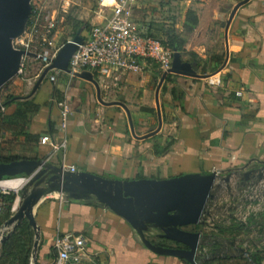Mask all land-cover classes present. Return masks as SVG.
Returning <instances> with one entry per match:
<instances>
[{
  "label": "crops",
  "instance_id": "1",
  "mask_svg": "<svg viewBox=\"0 0 264 264\" xmlns=\"http://www.w3.org/2000/svg\"><path fill=\"white\" fill-rule=\"evenodd\" d=\"M112 1L107 0V4ZM243 1L166 0L163 9H154L152 4L158 5L159 0H147L141 11L135 10V17L142 22L145 16L156 15L164 16L154 20L158 22L176 19L177 33L185 42L186 50L179 51L182 61L193 63L198 76L167 73L161 83L165 71L148 60L142 72L89 71L93 81L61 71L53 82L49 71L33 92L44 68L41 63L34 76L26 64L24 73H17L0 97L2 103L14 96L4 112L13 114L17 102L33 100L40 109L30 131L68 140L66 150L58 151L39 141L28 155L38 153V159L61 165L65 154L67 163L75 165L77 171L123 180L203 176L215 168L252 171L264 166V0ZM238 4L227 27L231 11ZM189 9L199 19L193 29L184 28ZM110 11V6L96 11L92 24L100 23ZM170 14L173 17H165ZM31 53L34 55L28 61L39 59L38 52ZM56 92L63 94L69 110L64 123L55 102ZM2 138L12 142L4 145V152H21L25 144L21 136ZM235 201L233 207L240 208V198ZM34 213L40 228L36 264H49L56 236L66 234L86 239L91 255L86 257V264H190L148 249L127 220L95 199L79 200L55 193L44 197ZM215 213L207 225L216 227L205 228V234L248 219L232 220L234 210L228 213L216 209ZM262 219L251 231L263 229ZM159 234L152 227L145 233L154 244L172 247ZM221 237L238 239L225 234ZM239 241L252 253L262 250L264 264V236ZM226 261L251 263L246 259Z\"/></svg>",
  "mask_w": 264,
  "mask_h": 264
},
{
  "label": "water",
  "instance_id": "2",
  "mask_svg": "<svg viewBox=\"0 0 264 264\" xmlns=\"http://www.w3.org/2000/svg\"><path fill=\"white\" fill-rule=\"evenodd\" d=\"M246 1L248 0L243 2ZM238 6L239 4L231 11L227 27ZM32 11L31 0H0V89L16 76L23 56L34 55L30 51L15 49L11 45L12 38L21 35L27 29ZM83 41L84 37L80 29L72 40L59 48L51 64L40 75L33 92L49 71L70 72V59ZM193 67V63L183 62L181 53L174 49L171 68L164 72L161 83L167 73L198 76ZM76 76L87 77L93 81L89 71L77 73ZM128 116L131 130L134 132L129 112ZM251 173L253 170L242 175L244 178H249ZM6 177H27V181L20 188L18 209L0 226L2 232L0 243L10 236L23 219H27L35 231L32 254L35 264L40 228L34 209L44 197L55 193L79 200L95 199L127 220L138 232L145 246L156 253L176 256L190 264L236 259H246L255 264L251 258L252 251L244 246L239 238L228 240L216 235L211 240L201 228L199 231L186 229L189 226L204 227L207 219L212 215L209 203L215 198L217 179L215 173L164 179L123 180L107 178L87 171L72 172L62 165L46 161L45 158H21L0 162V180ZM151 227L161 232L160 237L172 241L178 247H165L151 242L145 235ZM215 243L230 246L222 251L206 250V247H211Z\"/></svg>",
  "mask_w": 264,
  "mask_h": 264
},
{
  "label": "built area",
  "instance_id": "3",
  "mask_svg": "<svg viewBox=\"0 0 264 264\" xmlns=\"http://www.w3.org/2000/svg\"><path fill=\"white\" fill-rule=\"evenodd\" d=\"M100 1L101 4L110 6L111 11L100 23L91 27L86 39L72 55L69 75L76 76L77 73L84 71H98L103 74H111L117 70L142 72L148 60L156 62L163 71L171 68L174 51L166 48L161 40L147 36L144 25L137 23L135 19V8L141 0H113V5L107 4L105 0ZM57 18L55 12H44L40 7H33L29 20L31 31L28 35L32 40L35 39L38 43L43 42L47 45L38 54L44 69L51 64L61 47H55L50 38L57 24ZM23 45L28 46L25 42ZM23 72L22 68L18 70V74ZM50 72H52L50 80L54 82L57 79V73L61 71L51 70ZM55 102L60 108L64 123L69 115L67 103L63 99H55ZM1 110L4 112L5 107L2 106ZM40 142L50 145L53 151H58L66 150L68 140L58 141L50 134H45L41 136ZM61 165L72 172L77 171L75 165L67 163L65 154ZM248 171L246 168L244 171L243 169L230 171L213 169L211 173H215L217 177L216 193L215 198L209 204L212 214L207 220L209 223L216 215V209L219 212L223 209L228 213L234 210V216L231 218L238 221L246 220L251 214H264V166L254 169L251 173L252 178L244 180L242 174ZM16 179L27 181V177H6L0 180V183L7 182L8 186L0 185V193L15 192L18 194L20 189L15 190L10 185ZM220 197H223V201ZM237 197L241 200V206L235 209L233 206L237 205L235 201ZM19 198L18 194L15 203ZM15 203L12 208L13 212ZM89 256L91 255L83 236L57 235L54 241V257L49 264H86V257ZM29 264H35L33 257Z\"/></svg>",
  "mask_w": 264,
  "mask_h": 264
},
{
  "label": "trees",
  "instance_id": "4",
  "mask_svg": "<svg viewBox=\"0 0 264 264\" xmlns=\"http://www.w3.org/2000/svg\"><path fill=\"white\" fill-rule=\"evenodd\" d=\"M76 22L77 23L74 22V18L68 17L67 19V24L72 25L76 30L75 35L80 29H82V36L84 37V39H86L92 26L81 28V25L79 24L81 22ZM198 22L199 19L197 13L194 10L189 9L185 16L184 28L193 29L198 25ZM175 24L176 19L172 18L170 19L169 23L152 21L146 26L145 24L143 25L146 29L147 36H151L153 38L161 40L164 46L170 50L174 51V49H176L178 51L184 52L186 50L184 48L185 42L177 33ZM28 26H30V21L28 23ZM156 33H160L163 37H165V39L156 37ZM67 41L68 40H65L62 45ZM191 55H195V53H191ZM10 83L11 80L1 87L0 97ZM54 97L57 100H62L64 98L63 94L59 92L54 93ZM13 99L14 96L10 95L4 102L0 103V162H10L21 158L33 159L38 157V153L33 157L28 154L29 152L36 149V146L42 136L41 134H33L30 131L33 119L38 113L40 106L33 100L17 102L15 112L8 115L1 110V107H6L8 102H12ZM3 136L24 137L25 144H23L24 146L21 147V152L5 154L4 151H6V148L4 145L12 142L4 140L5 138H2ZM17 196L18 194L15 192H10L8 194L0 193V226L3 224V222L7 221L13 215L14 212L12 211V206L14 205ZM262 215H252L247 219L246 222H234L233 226L222 228L220 233L239 234L251 231L252 226L258 222V219L264 217ZM34 242L35 231L30 225L29 221L27 219H23L21 223L13 229L10 236L7 237V239L1 244L0 264H29L33 254ZM256 250V252L254 251L252 253L251 258L255 264H261L262 258L260 257V253H262V250ZM218 263L227 264L220 260H218ZM247 264L251 263L248 262Z\"/></svg>",
  "mask_w": 264,
  "mask_h": 264
},
{
  "label": "rangeland",
  "instance_id": "5",
  "mask_svg": "<svg viewBox=\"0 0 264 264\" xmlns=\"http://www.w3.org/2000/svg\"><path fill=\"white\" fill-rule=\"evenodd\" d=\"M146 1L147 0H141L138 4L141 6V8L136 7L135 10L141 11L143 8V4ZM153 3H156V2H153ZM165 3H166V0H159L158 5L152 4V7L154 9H157L158 7L163 9ZM31 4L33 7L42 8V10L44 12L51 11V12L56 13V15L58 17V19H57L58 22L56 24L57 27L55 26L52 33L50 34V38L52 39L53 45L55 47L61 46L65 40L70 41L74 38L76 30L73 28L72 25L67 24L68 17L74 18L75 23H77L76 21H80L81 23H79V24L81 25V28H84L87 26H93L92 20H93L94 16L96 15V11H101V9L105 10L106 7H109L108 5H106L104 3L101 4L100 0H31ZM111 4L113 5L112 2H111ZM137 13L135 11V16L137 15ZM162 17H164V16L156 15V17L151 16L150 18L145 16V20H144L145 22H142L141 19L137 20V17H135V19L140 24L144 23L146 26L148 23H150L154 20H161ZM165 17H173V16L170 14L168 16L165 15ZM174 17H176V16H174ZM44 23H46V21H44ZM30 31H31V28H29V26H27V29L25 30L24 33H22L19 36L12 38L11 45L15 49H21V50L30 51V52H38V54H39L42 52V49H44L47 45L43 42L38 43L37 41H35V39L32 40V38L28 35L30 33ZM87 33H88V31H87ZM156 37L161 38V39H165V37H163L160 33H156ZM24 42L26 44H28V46L23 45ZM30 58H31L30 55H24L23 59L21 61V64H20V68H22L24 71L26 64H27V68L29 70V73L31 75L35 76V74L38 72V70L41 67L42 61L40 59L28 61V59H30ZM27 61H28V63H27ZM9 149H11V148H9ZM12 152H14V150L9 151V152H4V153L5 154H12ZM4 179H2V180H4ZM215 185H216V183H215ZM20 192L21 191L19 190V192H18L19 197H20ZM222 199H223V197H220V200H222ZM19 200H20V198H19ZM219 203L222 204L220 201H219ZM12 208H13V206H12ZM262 216H264V214ZM249 217H251V216H248L247 218H249ZM262 221H264V217H263ZM225 235H229L231 237H238L239 239L243 238V239L256 240L259 237L264 236V227H263V229H261L259 231H255V232L247 231V232L239 233V234H225ZM1 237H2V234H1ZM1 244H0V249H1Z\"/></svg>",
  "mask_w": 264,
  "mask_h": 264
},
{
  "label": "flooded vegetation",
  "instance_id": "6",
  "mask_svg": "<svg viewBox=\"0 0 264 264\" xmlns=\"http://www.w3.org/2000/svg\"><path fill=\"white\" fill-rule=\"evenodd\" d=\"M210 204V203H209ZM208 223H206V225H204V227L203 226H189V227H187V229L188 230H192V231H199V229L201 228V229H203V231H205V228H207V229H210V230H214L215 229V227L216 226H214L213 227V229H212V227L210 226V224H209V226L207 225ZM206 232V231H205ZM211 232V231H210ZM210 232H207V235L209 236V238L212 240L213 239V237L214 236H216L215 234H218V236H221V235H219L220 234V232H215V231H212L211 233ZM161 233V232H160ZM160 235V234H159ZM159 238H161L162 239V241L163 240H166V239H163L162 237H160L159 236ZM211 242V241H210ZM169 243H171V244H169V245H167V246H172V247H178V245L177 244H175V243H172V242H170L169 241ZM228 248V246L226 245V244H223V243H215V244H213L210 248H209V251H213V250H225V249H227ZM225 252V251H224ZM223 253V252H222ZM220 261H222V262H225V263H227L228 264V262L227 261H224V260H220Z\"/></svg>",
  "mask_w": 264,
  "mask_h": 264
},
{
  "label": "bare ground",
  "instance_id": "7",
  "mask_svg": "<svg viewBox=\"0 0 264 264\" xmlns=\"http://www.w3.org/2000/svg\"><path fill=\"white\" fill-rule=\"evenodd\" d=\"M25 184V181L24 180H22V179H16V180H14L13 182H11V187L13 188V189H15V190H18V189H20L23 185ZM0 185H2V186H8V183L7 182H1L0 183ZM19 203H20V200H18L16 203H15V211L18 209V207H19ZM1 233L2 232H0V239H1Z\"/></svg>",
  "mask_w": 264,
  "mask_h": 264
},
{
  "label": "clouds",
  "instance_id": "8",
  "mask_svg": "<svg viewBox=\"0 0 264 264\" xmlns=\"http://www.w3.org/2000/svg\"><path fill=\"white\" fill-rule=\"evenodd\" d=\"M105 2H107V0H105Z\"/></svg>",
  "mask_w": 264,
  "mask_h": 264
}]
</instances>
